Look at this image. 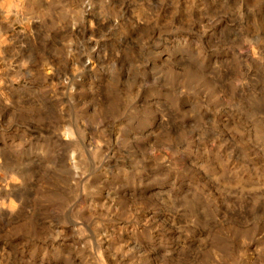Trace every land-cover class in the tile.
<instances>
[{
  "label": "rangeland",
  "instance_id": "374dc122",
  "mask_svg": "<svg viewBox=\"0 0 264 264\" xmlns=\"http://www.w3.org/2000/svg\"><path fill=\"white\" fill-rule=\"evenodd\" d=\"M0 264H264V0H0Z\"/></svg>",
  "mask_w": 264,
  "mask_h": 264
}]
</instances>
